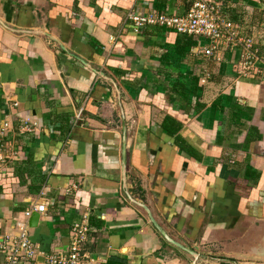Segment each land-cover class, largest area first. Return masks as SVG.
<instances>
[{
  "label": "crops",
  "instance_id": "obj_1",
  "mask_svg": "<svg viewBox=\"0 0 264 264\" xmlns=\"http://www.w3.org/2000/svg\"><path fill=\"white\" fill-rule=\"evenodd\" d=\"M203 1L264 56V0ZM190 4L0 0V125L18 155L0 172V238L44 205L30 264L66 253L83 216L90 264H264V75L239 78L238 51L216 61L204 38L127 21ZM23 119L39 128L19 134ZM123 137L128 193L197 260L127 199Z\"/></svg>",
  "mask_w": 264,
  "mask_h": 264
},
{
  "label": "built area",
  "instance_id": "obj_2",
  "mask_svg": "<svg viewBox=\"0 0 264 264\" xmlns=\"http://www.w3.org/2000/svg\"><path fill=\"white\" fill-rule=\"evenodd\" d=\"M127 21L135 31L145 27H157L173 31L184 36L201 37L207 41L202 50L205 58L221 60V50L228 53L239 52L236 62V74L239 78H250L264 75V56L254 39L246 35L234 22L223 13L220 3H209L203 0H191L187 12L183 16H167L156 13H135L127 15ZM80 120V114L75 116ZM38 125L29 119H23L18 127L19 134L34 132ZM14 127L10 119L0 125V172L8 164L18 160L17 150L6 140ZM43 214L44 205H33L24 212V219L17 222L12 232L0 238L2 264H30L38 255L39 248L29 235L28 221L32 213ZM92 232L86 216L72 224L70 228V246L63 254H48L47 264H90L84 246Z\"/></svg>",
  "mask_w": 264,
  "mask_h": 264
},
{
  "label": "water",
  "instance_id": "obj_3",
  "mask_svg": "<svg viewBox=\"0 0 264 264\" xmlns=\"http://www.w3.org/2000/svg\"><path fill=\"white\" fill-rule=\"evenodd\" d=\"M102 76V74H100ZM122 144H123V152H122V166H121V183H122V189L127 197V199L132 202L133 204L139 206L140 208H142L148 218L150 219V222L153 224V226L156 228V230L159 232V234L164 238V240L170 244L171 246L175 247L176 249H178L179 251L181 252H184L186 254H188L190 257H192V260H197L198 257H199V254L197 252V248L194 249V251H192L189 247L181 244L180 242H176L174 240H172L168 234L166 233V231H164V229L162 227H160L156 221L153 219V216L152 214L150 213L149 209L142 203L134 200L131 195L128 193V190H127V176H126V159H125V137H123V140H122ZM39 217H40V214L34 212L32 213V215L30 216L29 218V221H28V225H29V228H36L37 225H38V221H39ZM260 261V260H258ZM264 261V259H263Z\"/></svg>",
  "mask_w": 264,
  "mask_h": 264
},
{
  "label": "trees",
  "instance_id": "obj_4",
  "mask_svg": "<svg viewBox=\"0 0 264 264\" xmlns=\"http://www.w3.org/2000/svg\"><path fill=\"white\" fill-rule=\"evenodd\" d=\"M86 245V244H85ZM84 248H85V246H84ZM84 251H85V249H84Z\"/></svg>",
  "mask_w": 264,
  "mask_h": 264
}]
</instances>
